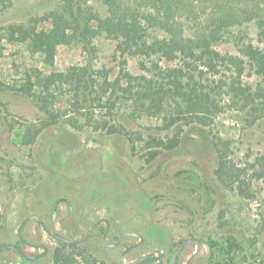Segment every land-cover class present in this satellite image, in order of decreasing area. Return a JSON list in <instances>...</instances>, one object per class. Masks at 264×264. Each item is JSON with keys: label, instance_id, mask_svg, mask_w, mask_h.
<instances>
[{"label": "rangeland", "instance_id": "obj_1", "mask_svg": "<svg viewBox=\"0 0 264 264\" xmlns=\"http://www.w3.org/2000/svg\"><path fill=\"white\" fill-rule=\"evenodd\" d=\"M59 2L16 0L0 13V28L40 17ZM88 2L102 13L98 0ZM246 34L243 43L260 45L252 25ZM93 44L97 50L93 67L114 76L120 60L116 43L98 38ZM27 50L25 44L3 45L0 82L15 84L35 74L33 70L48 75L87 63L79 44L57 46L52 67H44L40 57ZM218 51L241 56L233 43L221 44ZM127 61V70L137 73L138 59ZM244 80L255 82L257 77ZM92 112L86 119L72 114L64 91L58 92L48 113L59 123L42 130L31 143H22L24 127L49 116L30 100L0 89V245L18 244L19 223L36 213L69 239L83 237L100 219L109 221L108 244L122 233H139L144 245L125 255L126 262L159 250L168 264L180 242L195 238L203 246L192 264L242 260L264 264V117L254 121L247 113L226 107L209 124L179 130L177 145L165 149L155 142L168 143L175 128L165 133L153 130V122H135L123 108L101 128L104 119L97 108ZM219 154L226 163L224 183L215 174ZM102 228L103 223L87 241L72 245L53 240L31 220L24 237L45 245L47 252L22 260L13 250L3 249L0 264H120V253L137 239L126 237L109 249L102 243ZM20 247L27 255L42 252ZM194 249L192 243L184 246L178 264H184Z\"/></svg>", "mask_w": 264, "mask_h": 264}, {"label": "trees", "instance_id": "obj_2", "mask_svg": "<svg viewBox=\"0 0 264 264\" xmlns=\"http://www.w3.org/2000/svg\"><path fill=\"white\" fill-rule=\"evenodd\" d=\"M14 1L0 0V13ZM88 1L60 0L40 17L0 28V55L5 43L25 44L44 67L53 66L59 45L79 44L87 55V63L79 68L48 75L33 70L35 74L18 83L0 82V89L30 100L49 116L27 124L22 143H31L42 130L59 123L49 115L48 106L62 91L72 114L86 119L97 108L104 119L101 128L121 108L135 122H153V130L165 133L175 128L168 143L155 142L165 149L177 145L179 130L209 124L226 107L245 112L254 121L264 117V0H98L102 13ZM248 25L254 27L259 46L243 43ZM98 38L116 43L120 60L114 76L93 67L97 51L93 41ZM224 43H233L241 56L219 52ZM131 58L139 62L134 74L127 70ZM253 75L255 82H245ZM223 157L219 154L215 171L221 183Z\"/></svg>", "mask_w": 264, "mask_h": 264}, {"label": "water", "instance_id": "obj_3", "mask_svg": "<svg viewBox=\"0 0 264 264\" xmlns=\"http://www.w3.org/2000/svg\"><path fill=\"white\" fill-rule=\"evenodd\" d=\"M31 220H36L38 223L41 224L43 231L53 240L57 241V242H64L67 244H72V245H76V244H81L84 243L85 241H87L91 235L95 232V230L97 229V227L101 224L104 223L105 224V229H104V233L102 235V243L106 248H115L119 245L120 241L126 237H136L139 239V243L131 246V247H127L125 248V250H123L120 255H119V262L120 264H139L147 259H150L152 257L157 256L159 258V261L157 264H165V258L163 253H161L159 250H154L151 253L145 254L142 257H140L139 259L135 260V261H131V262H126L124 260L125 255H127L129 253V251L133 250L134 248L140 246L143 243V236L140 235L139 233L136 232H125L122 233L118 236V239L112 243V244H108L107 243V236H108V232H109V221L106 219H100L96 222H94L90 228L88 229L87 233L78 239H69L61 234H59L58 232H56L52 226L47 222V220L45 218H43L41 215L36 214V213H31L26 215L21 222L19 223L17 230H16V235L18 240L25 246L33 248V249H41L37 254H34L32 256H27L23 251H21L20 249L16 248L15 246L11 245V244H2L0 245V250L3 249H9V250H14L18 253H20L22 256H24L25 258H31V259H36L42 255H44L47 251V247L43 244H38V243H31L28 242L25 237H24V227L25 225L31 221ZM195 244V249L194 252H192V254L187 258V260L185 261L184 264H192L200 255V252L202 251V242L195 239V238H187L184 239L182 242H180L173 250L171 257H170V262L169 264H173L175 261V258L177 257V255L179 254L178 252H180L182 250V248L184 246H186L187 244ZM236 264H253L249 261L246 260H242L237 262Z\"/></svg>", "mask_w": 264, "mask_h": 264}, {"label": "flooded vegetation", "instance_id": "obj_4", "mask_svg": "<svg viewBox=\"0 0 264 264\" xmlns=\"http://www.w3.org/2000/svg\"><path fill=\"white\" fill-rule=\"evenodd\" d=\"M102 224V223H101ZM100 224V225H101ZM104 224V223H103ZM99 225V226H100ZM98 226V227H99ZM97 227V228H98ZM103 229V232H102V235H103V233H104V229H105V224H104V228H102ZM108 234H109V232H108ZM108 237V236H107ZM133 238H136V237H133ZM117 239H118V237H117ZM116 239V240H117ZM125 239V238H124ZM124 239H122L121 241H120V243H119V245L122 243V241L124 240ZM137 239V241L136 242H134L133 244H131L130 246H128V247H131V246H134V245H136V244H138L139 243V239L138 238H136ZM18 242H20L19 240H18ZM20 244L21 245H23L21 242H20ZM20 244H19V248L18 249H20L21 251H23L22 249H21V247H20ZM118 245V246H119ZM143 245H144V240H143V243L140 245V246H138V247H136V248H134L133 250H131V251H129V253H135L136 251H139V250H141V248L143 247ZM14 246V245H13ZM117 246V247H118ZM117 247H115V248H117ZM17 248V247H16ZM115 248H112V249H115ZM110 249V248H109ZM1 251V250H0ZM14 251V250H13ZM154 251V250H153ZM152 251V252H153ZM15 253H17L21 258H22V260L23 259H28V258H25L24 256H22L20 253H18V252H16V251H14ZM161 252V251H160ZM151 253V252H150ZM162 253V252H161ZM148 254V253H147ZM27 255V254H26ZM29 255V254H28ZM27 255V256H28ZM143 255H145V254H142V255H140L139 257H136L133 261H135V260H137V259H139L140 257H142ZM164 255V254H163ZM29 256H32V255H29ZM178 256V255H177ZM41 257V256H40ZM39 258V257H38ZM164 258H165V256H164ZM177 258V257H176ZM176 258H175V260H176ZM29 259H31V258H29ZM33 260V259H32ZM148 260V259H147ZM150 260H152L151 262H155V264H157L158 263V261H159V258L157 257V256H155V257H152V258H150ZM146 261V260H145ZM145 261H143V262H141V263H139V264H144V262ZM150 262V263H151ZM169 262H170V259H169V261H168V264H169ZM175 262V261H174ZM149 264V263H148ZM166 264V263H165ZM174 264V263H173Z\"/></svg>", "mask_w": 264, "mask_h": 264}]
</instances>
